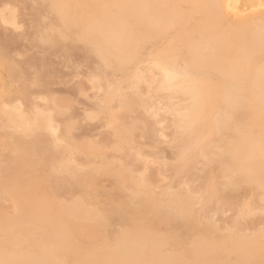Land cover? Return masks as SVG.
Masks as SVG:
<instances>
[{
  "label": "bare ground",
  "instance_id": "6f19581e",
  "mask_svg": "<svg viewBox=\"0 0 264 264\" xmlns=\"http://www.w3.org/2000/svg\"><path fill=\"white\" fill-rule=\"evenodd\" d=\"M16 1L22 3L21 0ZM29 1L39 5L34 21L36 37L32 44L37 47L48 45L55 53L80 50L85 59L87 52L72 40H67L71 42L69 46L64 45L65 41L59 40L58 37H53L52 43H41L40 37L45 29L50 28L49 24L41 22L42 16L49 11L47 5L53 2L82 5H216L210 10L193 9L188 17L180 16L179 22L171 31L151 30L146 27L145 21L150 19L166 23L180 13V10L175 8L126 9L112 17L111 23L116 29L127 30L137 42L155 48L188 49L197 39L206 41L211 37L214 53L196 67L198 70L215 74L214 88L227 82L232 86L230 90L234 95L251 101L249 118L243 123L249 126V131L256 138L259 137L264 126V113L261 112L259 103V82L264 57L258 39L255 43H252L251 39L252 33H258L261 24L262 13L258 7L261 0ZM229 5L243 6L248 14L241 15L239 19L234 15L230 16ZM236 10L234 8L232 12L235 13ZM77 11L81 15H87L92 10ZM5 17L19 25L15 6L6 5L0 10V22L3 24ZM5 50L6 42L0 41V54ZM17 65L16 70L7 71L3 60L0 59V201L12 203L11 213H7L6 208L2 209L0 206V258L3 257V242L7 232L17 238L27 239V250L32 257L48 261H104L131 256L140 260L168 261L188 258L218 264H235L242 259H260L259 231H255L250 237L230 238L223 241L222 246H213L205 235L214 231L210 224L212 214L224 216L232 208L235 210L231 222L233 223L245 208L246 202L247 210L254 213L249 218L264 211V192H261L259 187L245 186L239 190H225L222 169L211 163L215 152L211 141L218 139V112L210 111L206 122L194 130L190 140L191 143H196L203 137H209V142L190 152L184 162L163 163L158 171L161 176L170 173L169 189L183 191L185 200L182 207H194L198 202L197 194H203L206 203L198 208L199 210L194 209L199 218L203 215L204 221L197 217L198 223L204 226L203 231L197 229L193 219L154 209L147 201H137L135 205L130 206L132 212L142 214L143 220L150 225L149 231H137L130 227L131 215L121 216L116 209L122 204H128V189L140 180L156 189V174L149 164L160 158L158 153L151 155L144 149L134 151L133 145L137 137L135 133L141 127L143 136L155 145L159 141V132L172 129L174 136L171 110L181 104L183 98L159 91L160 81H155L156 87L149 93L146 85H139L137 91L136 83L125 78L121 85L125 99L122 103H117L116 112L105 109L103 113H98L96 118L91 119H105L108 127L112 129L114 140L107 136L99 142L84 141L85 139L77 141L73 136L75 125L72 120H61L72 110L71 102L68 99L52 97L49 93L42 99L43 105L30 102L26 85L27 75L21 65ZM141 71H145V68L141 67ZM157 74L155 71L149 72L147 78L153 80ZM43 75L41 73L35 78L36 84H42ZM91 85L98 92L97 98L107 95L106 80ZM100 88H103L104 92L99 91ZM78 89L79 92H84L83 85H79ZM99 107L97 101L92 112H96ZM139 109H143L145 114L134 119L133 115ZM162 112L169 119H165L167 125L160 131L159 125L165 122L160 118ZM87 116L90 119L89 115ZM163 133L162 136L166 137ZM247 143L249 139L245 136L241 140L242 149ZM109 151L122 153L129 162L122 164L121 159L110 158ZM5 152L7 154L4 156ZM78 155L83 156V163H78L79 160L74 158ZM152 157L155 160L147 162ZM144 162L145 168L140 171L138 167ZM200 166L202 169H199ZM102 179L109 182L110 189L109 185L106 187L109 190L100 188ZM255 179L258 184V169ZM197 182L200 183L198 187L195 186ZM210 186L221 193L219 198L208 199L207 190ZM247 188L251 190L248 191ZM89 192L98 198H108L109 202L96 203L88 196ZM62 193L74 197L72 200H60L57 196ZM98 198L97 200H100ZM102 218H107L109 225L101 227ZM115 224L117 230L112 229ZM122 228L125 231L122 232ZM84 245L94 251L89 254ZM116 246L119 247V252L113 251ZM186 250L190 255L183 257Z\"/></svg>",
  "mask_w": 264,
  "mask_h": 264
},
{
  "label": "snow or ice",
  "instance_id": "6c2138e0",
  "mask_svg": "<svg viewBox=\"0 0 264 264\" xmlns=\"http://www.w3.org/2000/svg\"><path fill=\"white\" fill-rule=\"evenodd\" d=\"M175 8L180 10L177 17L168 20L166 23L146 20L147 28L154 31L173 30L179 22V17H188L191 10H210L216 7L213 4H188V5H134V4H68L53 2L47 5L48 13L45 22L50 28L45 29L40 37L41 43H52L53 37L61 41L72 40L73 43L83 46L87 52L85 61L89 66L95 65L87 75L89 82L96 85L101 80L108 83L107 95L98 97L100 107L96 112L88 113L90 119L103 113L105 109L115 113L117 103L125 99L124 89L121 86L125 78L136 83L137 91L139 85H146L149 93L156 87L155 81H160L158 90L170 93L174 97H182L181 104L171 110L172 123L175 128V135L165 138L168 146L172 147L173 163L184 162L188 154L200 149L202 144L209 142V137H203L196 143H191V136L194 130L206 122L208 113L218 112L216 129L218 139L211 141L215 152L211 163L218 165L223 171V182L225 190L231 188L239 190L245 186H257L264 192V126H262L259 137L256 138L249 131V126L243 121L249 118L251 101L248 98H241L232 93L231 85L227 82L213 87L215 74L198 70L196 65L203 62L208 56L214 53L212 38L206 41L197 39L188 49L180 47L155 48L137 42L127 31H121L112 26V17L120 14L123 10L132 8ZM259 9L262 13V20L258 33H252L251 42L258 39L262 57H264V0H261ZM229 15L237 19L241 15H247L243 6L229 5ZM236 8L233 13L232 9ZM90 9L87 15H81L77 10ZM6 25L10 24L16 31H23L22 26L8 17L4 18ZM51 33V35H49ZM15 54L5 50L0 54L5 69L13 71L18 68ZM22 59V57H21ZM141 67L145 71H141ZM155 71L158 73L153 80L147 78V73ZM255 86H253L254 88ZM95 90V89H94ZM99 91L104 92L103 88ZM83 95V93H81ZM259 103L261 112L264 113V64H262L259 82ZM111 127V125H110ZM248 137L249 143L241 147V140ZM143 159V157H141ZM206 160L208 157H204ZM73 163H75L73 161ZM259 170V181L256 183V171ZM62 174V172H61ZM187 187V186H184ZM191 195V192H189ZM221 193L211 186L207 190L208 199L219 198ZM128 204H122L116 211L121 216L131 215L130 227L137 231H149L148 225L142 218V214L132 212L131 205L137 201H147L154 209L163 210L171 215L193 219L198 230L203 231L204 226L197 221L198 213L195 208H201L206 200L203 194H197V203L194 207H182L185 196L180 189L169 188L153 189L145 181L140 180L128 189ZM254 215L245 208L241 210L236 221L221 228L220 224L211 221L214 231L205 233L206 238L213 246H222L223 241L238 236H251L252 229L246 228L242 221ZM264 217V211L261 212ZM108 224L107 218L101 219V227ZM125 231V229H121ZM261 238L260 259H242L235 264H264V220L258 229ZM102 235V233H101ZM29 241L17 238L14 234L6 232L3 242V257L0 264H218L213 261H197L188 258L173 259L168 261L140 260L129 256L111 260H83L79 262L64 259L48 261L34 258L27 250ZM87 249V246H83ZM89 254L94 250L87 249ZM119 252V247L113 249ZM189 251H184L183 257H188Z\"/></svg>",
  "mask_w": 264,
  "mask_h": 264
},
{
  "label": "rangeland",
  "instance_id": "374dc122",
  "mask_svg": "<svg viewBox=\"0 0 264 264\" xmlns=\"http://www.w3.org/2000/svg\"><path fill=\"white\" fill-rule=\"evenodd\" d=\"M21 1L22 3L16 0H0V10L6 5L16 7L19 18V25L23 28V31L18 32L10 25H5L0 22V41L2 43L6 42L8 52L10 54H15L14 58L16 60V63L21 65V68L24 69L22 70L27 75L26 85L28 86L29 91V101H32V103L35 102L39 103L40 105H43L44 102L42 101V99L48 93L50 96L53 95L52 97L56 96V98L59 99H68L72 104V110L68 112L66 116H64L61 120H72L71 122L75 125V128L73 130V136L77 141H83L85 139L84 141L99 142L107 136L110 137L113 141L114 138L112 137V129L108 127L107 121L105 119L99 118L100 120H91L88 119L87 116L88 113L92 112L94 104L97 103L96 100L98 92L92 88V85L89 82L87 75L92 69H94L95 65L89 66L88 64H86V59L84 58L83 53L80 50H75L72 52L68 51L67 53H55L50 50V47L48 45H42L41 47L33 45L32 40L36 37L34 21L36 19L37 14L36 9L39 8V5L35 2H30L29 0ZM45 16H42L41 18V22L43 24H47L45 22ZM70 44V41L64 42V45L66 46H69ZM79 47L82 48L83 46L79 45ZM45 65L50 66L46 67ZM41 73L44 74V77L42 76L41 78L42 84L38 85L36 84L35 78L40 76ZM79 85H83L84 87V92L80 91L81 93H83V95L78 91ZM144 114L145 111L143 109H139L133 115V118L138 119L140 118V116H144ZM160 114L161 121H165L164 124L159 125L160 127L158 126L160 128L158 129L161 131V129H163L164 126L167 125L165 119H169V117L166 116L163 112ZM141 129L142 128L140 127L135 133L137 137L136 143L133 145L134 151L144 149L147 153L151 155L154 153H158L160 159L156 160V164L150 163L149 167L156 174V189L168 188L171 184L170 173H168L167 176H161L158 174V171L160 170L161 164L173 163L172 147L168 146L167 140L165 139H171L173 136V131L172 129H170L163 131L164 133L159 132V141L155 145L151 140L143 136V130ZM162 133L165 134L166 137L162 136ZM6 154L7 152L4 153V156ZM108 156L110 158L121 159L122 164H124L125 162H129L122 153L109 151ZM74 158H77L79 160L78 163H83V156L78 155L74 156ZM152 160H155V158L152 157L148 159L147 162H151ZM4 166H6V163ZM138 168L140 169V171H143V169L145 168V162L141 163ZM199 169H202V166H200ZM102 181L100 182V188L109 190V182L105 179H102ZM199 184L200 183L197 182L195 186L198 187ZM107 185H109V189L106 188ZM101 186L104 187L102 188ZM247 190L250 191L251 188H247ZM88 196H91L90 198L94 199L96 203L101 202L102 204H104V202H109L108 198H98V196L90 192L88 193ZM57 197L60 200H72L74 195L62 193L59 194ZM96 197L100 200H97ZM0 206L2 207V209L6 208L7 213L12 212V203L0 201ZM195 209L197 210L198 208ZM201 216L200 218L202 219L200 220L199 217L198 219L200 221H204L203 215ZM234 216L235 210L230 208L224 216H214L212 214L211 221L214 220L215 223L220 224L221 228H223L225 225H230V223L234 219ZM262 220H264V217H262L260 213H257L255 216L248 218L246 221H243V223L246 228L252 229V233H254L260 228ZM115 228L116 230L118 229V227H116V224L112 229L115 230ZM112 229H110L109 231H111Z\"/></svg>",
  "mask_w": 264,
  "mask_h": 264
}]
</instances>
